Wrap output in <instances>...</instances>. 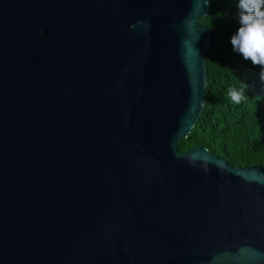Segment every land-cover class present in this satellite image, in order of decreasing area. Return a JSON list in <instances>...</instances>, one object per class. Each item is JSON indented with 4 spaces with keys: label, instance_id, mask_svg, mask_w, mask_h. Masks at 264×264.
<instances>
[{
    "label": "water",
    "instance_id": "water-1",
    "mask_svg": "<svg viewBox=\"0 0 264 264\" xmlns=\"http://www.w3.org/2000/svg\"><path fill=\"white\" fill-rule=\"evenodd\" d=\"M211 0H0V264H264V168L187 139Z\"/></svg>",
    "mask_w": 264,
    "mask_h": 264
},
{
    "label": "trees",
    "instance_id": "trees-1",
    "mask_svg": "<svg viewBox=\"0 0 264 264\" xmlns=\"http://www.w3.org/2000/svg\"><path fill=\"white\" fill-rule=\"evenodd\" d=\"M239 0H211L201 22L210 29L212 43L207 52L208 94L202 117L189 137L178 145L186 153L199 146L235 167L264 168V80L260 66L233 51L231 37L239 27ZM248 85L246 100L233 104L230 87Z\"/></svg>",
    "mask_w": 264,
    "mask_h": 264
},
{
    "label": "clouds",
    "instance_id": "clouds-1",
    "mask_svg": "<svg viewBox=\"0 0 264 264\" xmlns=\"http://www.w3.org/2000/svg\"><path fill=\"white\" fill-rule=\"evenodd\" d=\"M239 27L231 37L233 51L245 61L260 66V78L264 80V0H239ZM248 85L241 82L230 87L227 97L235 105H241L248 96Z\"/></svg>",
    "mask_w": 264,
    "mask_h": 264
}]
</instances>
